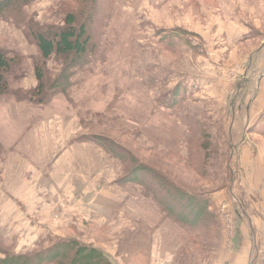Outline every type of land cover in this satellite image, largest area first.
Returning a JSON list of instances; mask_svg holds the SVG:
<instances>
[{
    "label": "rangeland",
    "instance_id": "obj_1",
    "mask_svg": "<svg viewBox=\"0 0 264 264\" xmlns=\"http://www.w3.org/2000/svg\"><path fill=\"white\" fill-rule=\"evenodd\" d=\"M88 6L35 0L0 21V48L19 61L0 97V163L39 119L57 112L79 121L83 141L104 140L120 162L121 188L135 185L121 192L125 219L102 229L77 215L48 219L60 237L48 245L76 240L111 264H150L152 257V264H222L229 253L264 264V131L245 134L239 112L245 102L264 108V0H96L93 20ZM69 11L91 38L83 62L40 59L29 29L60 27ZM245 34L251 37L238 41ZM35 64L44 75L40 95ZM231 101L240 104L239 132ZM137 168L159 180L134 177ZM172 188L204 202L201 227L183 221L188 204ZM15 251L0 234V254Z\"/></svg>",
    "mask_w": 264,
    "mask_h": 264
},
{
    "label": "crops",
    "instance_id": "obj_2",
    "mask_svg": "<svg viewBox=\"0 0 264 264\" xmlns=\"http://www.w3.org/2000/svg\"><path fill=\"white\" fill-rule=\"evenodd\" d=\"M245 35L239 36L238 41L251 37ZM256 105L245 102L239 110L244 112L245 134L253 129L256 133L264 131V108L257 109ZM239 106L238 103L234 107L232 101L229 105V112L234 113L231 123L235 132H239ZM37 122L0 163V234L16 245V253L23 254L35 243L31 249L59 240L49 228L48 219L72 220L77 215L101 229L125 219L121 192L129 185L135 186L128 183L121 188L120 162L104 148L78 139L81 127L77 119L54 112ZM7 155H11L9 160ZM261 180L264 186V178ZM243 234L246 236L247 232ZM244 258L241 263L239 256L229 253L222 264H245L249 256ZM155 263L164 264L156 259Z\"/></svg>",
    "mask_w": 264,
    "mask_h": 264
},
{
    "label": "trees",
    "instance_id": "obj_3",
    "mask_svg": "<svg viewBox=\"0 0 264 264\" xmlns=\"http://www.w3.org/2000/svg\"><path fill=\"white\" fill-rule=\"evenodd\" d=\"M34 1L35 0H0V21L8 11H20ZM63 1L71 2L72 0ZM79 1L90 4L87 8V10H90V14L87 18L93 20L92 16L95 12L94 6L96 0ZM76 16L74 12L69 11L64 16L62 26L60 27L39 28L37 26H32V28L29 29L27 37L35 43L40 59L47 60L52 56H56L71 58V65L79 64L81 61L83 62L84 56L89 52L91 38L87 35L86 22H79ZM18 65L19 61L15 57L7 56L0 48V97L8 92L10 87L8 77L10 75L14 76L12 70H15ZM34 75L38 84L35 94L40 95L43 93L44 75L42 66L39 64L34 65ZM65 82V79H61L59 83ZM59 83L56 82L54 85L52 84L51 88L56 89L60 86ZM95 139L96 140L91 142L102 147L104 140L99 138ZM105 142L115 151L120 149L117 148V145H114L112 140ZM108 150L111 151L110 149ZM120 151L125 153L121 149ZM124 155H126V153ZM134 171L135 173H133V171L131 172L134 177H138V174L145 172L146 174H143V176L151 175L152 178L158 179V176L149 169L137 168ZM172 190L175 195L179 196L180 194L178 200L182 199L185 204H188V207H185L187 208V213L182 217L183 221L187 223L189 227H201L202 222L208 218L204 202L186 196L178 192L177 189L172 188ZM170 193L172 194V192ZM0 255L2 256V258H0V264H111L107 257L100 251L82 245L72 239L58 241L51 245L49 244V246L30 254L13 252L12 254L3 253Z\"/></svg>",
    "mask_w": 264,
    "mask_h": 264
}]
</instances>
